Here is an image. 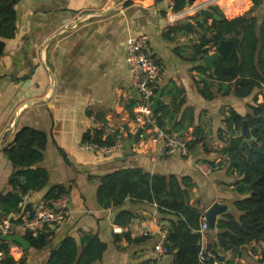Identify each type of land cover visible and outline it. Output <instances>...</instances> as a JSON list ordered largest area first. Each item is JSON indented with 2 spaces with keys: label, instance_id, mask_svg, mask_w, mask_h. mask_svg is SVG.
Here are the masks:
<instances>
[{
  "label": "crops",
  "instance_id": "obj_1",
  "mask_svg": "<svg viewBox=\"0 0 264 264\" xmlns=\"http://www.w3.org/2000/svg\"><path fill=\"white\" fill-rule=\"evenodd\" d=\"M222 1L201 0L197 4L206 5L210 11L217 7L226 15ZM242 2L227 3L229 13L237 16L252 10L251 0H245V6ZM197 4L174 12L172 1L163 4H156L155 0L18 2L16 35L4 40L0 59V196L12 190L9 180L14 168L6 150L13 146L19 130L30 128L48 135L47 148L37 166L48 172V184L42 191L23 197L19 205L21 215L12 217L29 220L25 208L31 206L35 212L55 186L67 189L70 212L62 225L36 229L38 232L49 228L53 233L45 249L23 250L10 243V255L16 264H47L51 252L66 237L73 238L81 249L86 235H96L107 245L103 258L94 264H170L172 256L162 257L155 251L169 220L159 213L156 205L127 199L120 207L104 209L98 203L100 179L126 168L190 178L194 184L191 201L201 202L204 216L215 203L226 206V214L239 216L233 205L237 198L233 184L238 177L229 171L228 165L222 164L225 160L217 153L225 145L219 131L225 130L228 111L246 116L253 97L218 96L209 101L200 94L196 82L201 75L197 68L205 64L195 51L198 44L195 18H204L199 12L191 11ZM186 23L194 30L185 27ZM141 34L148 37L149 53L161 69L158 90L163 93L169 85L183 89L184 110H193L194 127L179 126L181 132L192 138L194 128L201 127L211 149L208 156L203 157L202 150L191 157L167 154L162 142L151 140L159 130L157 127L151 131L141 128V138L125 161L121 159L124 152L105 156L86 148L87 133L92 135L101 130L106 137L120 131L125 135V146L130 142H126L128 135L136 134L133 118L139 99L126 65V48L131 36ZM161 101L169 104L171 97L163 93ZM173 124L167 129H172ZM201 163L222 166L207 174ZM122 213L133 216L127 225L116 223ZM5 219L9 218L0 214V222ZM22 224H13L11 233L24 238L26 231ZM217 233V229L202 232V252H208L202 257L203 264L216 256L212 250H216ZM209 243L211 251H207ZM222 264H264V246L253 242L244 247L240 257L228 252L223 255Z\"/></svg>",
  "mask_w": 264,
  "mask_h": 264
},
{
  "label": "trees",
  "instance_id": "obj_2",
  "mask_svg": "<svg viewBox=\"0 0 264 264\" xmlns=\"http://www.w3.org/2000/svg\"><path fill=\"white\" fill-rule=\"evenodd\" d=\"M20 0H0V59L4 53L6 39H12L17 31V14L15 7ZM168 1L173 3L174 12H182L188 5H195L201 0H155L156 4ZM253 8L242 16L229 20L215 7L211 10L221 17L220 21L196 17L198 44L195 51L200 60L215 53L222 41H232L234 48L229 49L225 56H220L214 63L213 70L199 66L200 80L196 82L200 94L206 100H214L218 96L234 95L239 99L253 97L246 116H240L235 111H228L225 117V130L219 131V137L225 140V145L217 152L228 169L237 175L233 184L237 196L233 205L239 214L227 213L217 221L215 249L217 255L206 264L215 261L222 264L223 255L231 252L235 257L242 256L243 249L255 242L264 246V0H251ZM228 3V2H227ZM227 5V4H226ZM232 14V13H231ZM184 28V26H182ZM159 91V90H158ZM163 93L171 97V102L161 101L153 113V124L143 130L155 127L166 134H178L185 137L179 126L193 125V110L185 109V92L176 86H167ZM260 96L262 100L260 101ZM139 101L136 102V106ZM181 114V120L178 117ZM135 119V116L134 118ZM249 122L252 139H245L241 134L243 121ZM173 124L172 129H167ZM236 128V134L233 128ZM103 131L94 134L87 133L86 143L98 146H112L121 136L115 131L104 137ZM134 134H129L126 142L131 141ZM125 142V138L123 139ZM48 145V135L30 128H23L16 133L13 146L6 150V155L12 162L14 172L9 184L12 190L0 196L1 216L9 218L12 224L23 223L22 218L16 220L13 215L22 213L20 200L28 194L40 192L48 184V172L37 167ZM191 150L208 156V147L204 131L195 127L189 142ZM215 164L212 165H219ZM194 184L190 178L165 177L151 174L141 168H126L114 171L100 179L97 200L101 207L110 209L122 206L127 199L135 203L147 202L156 205L159 213L166 220L165 247L172 256L170 264H203L202 237L198 236L205 222L201 202L192 203L191 190ZM68 194L63 186L51 188L44 200H51ZM18 196V197H17ZM33 220L34 212L31 206L25 208ZM133 216L122 213L116 220L117 224L127 225ZM52 231H26L24 238L36 250L45 249L51 242ZM14 235V234H12ZM128 239L131 241L130 236ZM138 239L136 242H139ZM11 244L0 240V248L5 258L0 264H16L10 255ZM107 245L96 235H86L82 239V247L77 242L66 237L54 249L47 264H94L103 258Z\"/></svg>",
  "mask_w": 264,
  "mask_h": 264
},
{
  "label": "built area",
  "instance_id": "obj_3",
  "mask_svg": "<svg viewBox=\"0 0 264 264\" xmlns=\"http://www.w3.org/2000/svg\"><path fill=\"white\" fill-rule=\"evenodd\" d=\"M149 39L146 35L141 34L131 36L127 41L126 48V65L132 74V82L134 89L139 95V104L136 106V113L134 122L136 124L135 133L139 129H144L153 122V103L158 93V82L160 79L161 69L154 57L149 53L148 49ZM234 132L238 134L237 129L233 128ZM151 131V130H147ZM114 133V132H112ZM125 135L121 133L116 144L112 146H98L95 144H87L86 148L93 152H98L105 156L113 154H122L125 150ZM191 137H181L178 134H166L161 130H157L151 138L152 142H162L165 146V151L169 155H179L181 157H191L195 151L191 150L189 142ZM205 173L209 174L214 170L220 168L219 165H210L201 163ZM70 212V200L67 194L59 198L45 200L42 202L34 212L33 220L24 221L22 228L25 231L37 232L39 226H60L68 218ZM12 222L10 219H5L0 222V234L12 235ZM208 230L207 223L204 222L200 233ZM167 233L164 232L163 238L159 244L155 246V251L162 257L169 254L165 247ZM5 258L4 251L0 248V262ZM140 264H152L150 262ZM213 264H220L215 261Z\"/></svg>",
  "mask_w": 264,
  "mask_h": 264
},
{
  "label": "water",
  "instance_id": "obj_4",
  "mask_svg": "<svg viewBox=\"0 0 264 264\" xmlns=\"http://www.w3.org/2000/svg\"><path fill=\"white\" fill-rule=\"evenodd\" d=\"M191 11L199 12L202 18H207V19H211L215 21L221 20V17L218 14L210 11L209 9H206V5L197 4ZM185 27L194 30V27L191 24L186 23ZM231 48H234V43L232 41H222L220 45L217 47L215 53L204 59L205 66L209 68L210 70H213L215 61L220 56H225L226 52ZM134 94L139 99V95L136 89H134ZM162 96H163V93L161 90H159L154 100V103H153V112L157 111L159 104L161 102ZM142 133H143V130L139 129L138 132L135 134L134 138L129 142V144L125 146V150L123 154L124 156L121 158L122 161H125V159L128 156L133 154V151H132L133 146L136 144V142L140 140ZM241 134L245 139H252L249 122L247 120L243 121L242 123ZM18 199L20 200V202L23 201L19 197ZM226 212H227V208L224 205L215 203L212 206H210L205 211V219H206V223L208 226V230H215L217 226L218 217H222L223 215L226 214ZM198 236L202 237V233H198ZM0 240L3 242L19 245L20 247L23 248V250H28L31 247L30 243L25 238H22L17 235L0 234ZM211 250H212V244L209 243L207 244V251H211ZM212 253L214 255H217L216 250H212ZM207 255H208V252H205L204 254H202V257H206Z\"/></svg>",
  "mask_w": 264,
  "mask_h": 264
},
{
  "label": "rangeland",
  "instance_id": "obj_5",
  "mask_svg": "<svg viewBox=\"0 0 264 264\" xmlns=\"http://www.w3.org/2000/svg\"><path fill=\"white\" fill-rule=\"evenodd\" d=\"M227 2H228V3H231L232 0H226V1L223 0V1H222V8H224V10H226V15L223 14V16H225V18H227V19L230 18V19L232 20V19H234V18H237V17L242 16V15L245 14V12L243 11V12H244V13L242 12L243 14H240V15H237V16H233V15H231V14L229 13V9H227V8H228V6L226 5ZM245 5H246V2H245V0H243V2H242V6H245Z\"/></svg>",
  "mask_w": 264,
  "mask_h": 264
}]
</instances>
